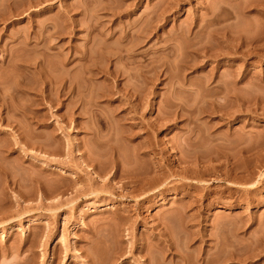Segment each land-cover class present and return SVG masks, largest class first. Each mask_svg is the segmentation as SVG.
I'll return each instance as SVG.
<instances>
[{
    "label": "rangeland",
    "instance_id": "rangeland-1",
    "mask_svg": "<svg viewBox=\"0 0 264 264\" xmlns=\"http://www.w3.org/2000/svg\"><path fill=\"white\" fill-rule=\"evenodd\" d=\"M0 264H264V0H0Z\"/></svg>",
    "mask_w": 264,
    "mask_h": 264
},
{
    "label": "bare ground",
    "instance_id": "bare-ground-1",
    "mask_svg": "<svg viewBox=\"0 0 264 264\" xmlns=\"http://www.w3.org/2000/svg\"><path fill=\"white\" fill-rule=\"evenodd\" d=\"M9 55H10V52L8 53ZM247 147H245V149H246ZM114 177H116V173H114ZM134 179L136 178V177H133ZM135 182H137V180L135 181ZM135 182H133V183H135ZM134 189V188H133ZM162 192V191H161Z\"/></svg>",
    "mask_w": 264,
    "mask_h": 264
}]
</instances>
